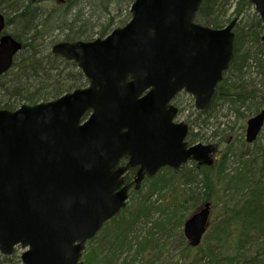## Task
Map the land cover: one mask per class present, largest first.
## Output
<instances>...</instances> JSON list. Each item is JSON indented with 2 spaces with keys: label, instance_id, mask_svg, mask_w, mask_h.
Listing matches in <instances>:
<instances>
[{
  "label": "water",
  "instance_id": "1",
  "mask_svg": "<svg viewBox=\"0 0 264 264\" xmlns=\"http://www.w3.org/2000/svg\"><path fill=\"white\" fill-rule=\"evenodd\" d=\"M262 19L264 0H249ZM203 0H135L131 20L107 37L60 42L52 52L77 64L84 88L48 102L0 109V254L22 264H82L87 244L162 170L213 166L218 146L190 145L176 122L182 92L208 109L234 59L235 19L216 29L196 22ZM0 13V80L23 45ZM264 44V34L262 36ZM264 128V110L247 121V144ZM206 203L184 224L198 248L210 226Z\"/></svg>",
  "mask_w": 264,
  "mask_h": 264
},
{
  "label": "trees",
  "instance_id": "2",
  "mask_svg": "<svg viewBox=\"0 0 264 264\" xmlns=\"http://www.w3.org/2000/svg\"><path fill=\"white\" fill-rule=\"evenodd\" d=\"M134 1L0 0V13L7 20L6 33L9 28V35L23 45L13 68L0 81V108L13 111L85 87L87 80L77 65L52 52L54 39L62 36L63 42H74L105 38L129 22ZM252 7L249 0H203L196 17L198 23L216 29L239 18L234 30V59L211 106L207 110L195 108L196 112L194 107L187 109L193 118L191 125L195 123L199 130L190 134V143L226 141L225 159L219 168L192 163L178 171L163 170L162 174L170 173L169 179L155 183L163 176L159 173L145 180L141 187L150 185L138 192L136 208L129 218L121 216L126 208L104 228L108 248L89 251L83 255L82 264H264V143L258 146L259 139L252 145L241 142L236 167L226 168L232 133L236 128L244 130L246 122L264 110V27ZM123 13L125 20L121 19ZM225 111L227 115L222 118L219 113ZM232 118L236 122L227 124ZM210 130L212 136L201 133ZM251 147L254 151L246 152ZM216 168L218 174L214 175ZM133 177L130 171L127 181ZM155 195L157 199L152 201ZM212 200L222 208L201 246H187L183 232L185 246L179 256H165L167 243L163 239L169 230L183 227L203 202ZM138 224L143 225L141 229L150 226V231L133 232ZM119 247L125 248L126 256L118 252L123 250ZM0 264H21V260L0 254Z\"/></svg>",
  "mask_w": 264,
  "mask_h": 264
},
{
  "label": "rangeland",
  "instance_id": "3",
  "mask_svg": "<svg viewBox=\"0 0 264 264\" xmlns=\"http://www.w3.org/2000/svg\"><path fill=\"white\" fill-rule=\"evenodd\" d=\"M253 9H252V12H255V9H254V7H252ZM231 13V11L229 12V14ZM125 13H123V15H122V18L121 19H123L124 17H125ZM126 19V17L124 18V20ZM244 20V17H241L240 18V21H243ZM119 22V21H118ZM128 23V22H127ZM119 27H122V26H119ZM7 32L10 34V32H11V30L8 28L7 29ZM97 37V36H96ZM55 42H54V44H53V46L55 45V44H57V43H60V42H63V37L62 36H59V37H56L55 39ZM2 79V78H1ZM1 81V80H0ZM179 103L180 104H178V106H180V108L183 110V112H181L179 115H178V118H177V120L178 121H185L186 122V120L188 121V122H191L192 121V119L193 118H191V114H190V112L189 111H187V109H191V110H195V112H196V109H195V103H194V99L190 96V95H188V94H186V93H183L181 96H180V101H179ZM194 107V108H193ZM193 108V109H192ZM0 109H2V108H0ZM219 115L222 117V118H225V116L227 115V111H225V112H221V113H219ZM225 115V116H224ZM224 120H226V119H224ZM209 123H211V124H213L212 122H213V120H210V121H208ZM227 124H231V123H235L236 121H234V118H232L230 121H228L227 120ZM232 124V125H233ZM206 127H208V126H205L204 128H206ZM203 129V128H202ZM197 131H199L198 130V127H197V125H195V123H194V125H192V133H197ZM245 131H246V128L244 129V130H240L239 128H236V132H233L232 133V137L234 138L233 139V143H232V145L230 146L231 147V149H228V151H230V153H228V159L229 160H227V165H226V168H228V169H233L234 167H236V156H238L240 153H239V148H240V146H241V142H245V135H246V133H245ZM211 132H212V130H210V131H208V132H206V131H201V133L205 136V137H207V135L209 136V135H211L212 136V134H211ZM259 144H258V146L259 145H262L263 143H264V128H263V131H262V133L260 134V136H259ZM215 141L216 142H214L215 144H217V143H220L219 144V147H218V153H217V158H216V161H215V163H214V166L213 167H215V166H218V168H219V165L222 163V161L225 159V155H226V152H227V147H226V144H227V142L225 141V142H218V139H215ZM232 141V140H231ZM202 143H204L205 144V142H202ZM254 148L255 147H251V148H249V150L247 149V151L246 152H252V151H254ZM244 151V150H243ZM224 153V154H223ZM216 170V173L214 174V175H217L218 174V170H217V168L215 169ZM213 171V170H212ZM209 174H210V172H209ZM159 175H163V176H161V177H159V178H157L156 179V181H155V183H157L160 179H169L170 177H171V175H170V173L169 172H166V171H164V173L162 174V173H160ZM158 175V176H159ZM156 177V176H155ZM154 177V178H155ZM147 180H152V179H147ZM146 180V181H147ZM146 181H145V183H146ZM145 185V184H144ZM144 185H143V187H140L138 190H135L134 188L131 190V197H130V199H129V202H128V206H127V211H126V213H124L123 215H121L122 217H124L126 220L129 218V214L131 215L132 214V212H134V209L136 208V205H137V195H138V192H142L143 190H145V188L147 187H149V185H150V183H147V185L144 187ZM142 186V185H141ZM142 188V189H141ZM141 189V190H140ZM140 190V191H139ZM157 199V196L155 195L154 197H153V199H152V201H155ZM214 200H216V199H214ZM221 200V199H220ZM216 201H218V200H216ZM219 202H221V201H219ZM206 203H211L212 204V212H211V223L215 220V219H217L218 217H219V212L221 211V208H222V205L221 204H216V203H214V201L212 200L211 202H209V201H205V202H203L202 203V205L201 206H199L196 210H195V212L197 211V210H199L201 207H203V205L204 204H206ZM195 212H193V214L195 213ZM157 217V216H156ZM187 218H189V216L187 217ZM186 218V219H187ZM186 221V220H185ZM185 223V222H184ZM141 228H143V225L142 224H138V225H136V226H134L133 227V232H135V233H137V234H144L145 232H147V231H150V226H146V229H141ZM183 229H184V226L183 227H181V228H173V229H171V230H169V233H168V235L167 236H165L164 237V239H163V241H165L166 243H167V245H166V247H165V249H164V253H166L165 254V256H168V255H174V256H176V254L179 252H181V250H182V248H183V246H185L184 245V241L182 240V238H181V235L183 234ZM139 232V233H138ZM104 235H106V233H104V231L103 232H101L100 234H99V236L94 240V241H98L99 243H100V245L98 244V243H95L94 244V241H92V242H90V243H88L87 244V247H86V250H85V252H84V254L83 255H85L86 253H88L89 251H91V250H95V249H100V248H108V246H107V243H108V240H107V238H104ZM103 240V241H102ZM106 240V241H105ZM186 243V242H185ZM93 244L96 246V247H94L93 248ZM98 244V245H97ZM187 246H188V243H187ZM120 249H123V250H121V251H119V249H118V252H121L122 253V255L123 256H126L127 255V253H126V250H125V248H121V247H119ZM24 251L21 249V248H18L17 249V251H16V254H15V256H16V258L17 259H19L20 260V256H21V254L23 253ZM126 253V254H125ZM179 253H178V256H179ZM131 255H132V253H131ZM144 256V255H143ZM146 259H147V256H144ZM83 259V258H82ZM84 260V259H83Z\"/></svg>",
  "mask_w": 264,
  "mask_h": 264
},
{
  "label": "flooded vegetation",
  "instance_id": "4",
  "mask_svg": "<svg viewBox=\"0 0 264 264\" xmlns=\"http://www.w3.org/2000/svg\"><path fill=\"white\" fill-rule=\"evenodd\" d=\"M183 94V93H182ZM182 94H180L174 101H173V104H174V106H176V107H178V109H179V114L181 113V112H183V110L180 108V106H178V104H180L179 103V101H180V96L182 95ZM176 122H181V121H178V120H176ZM182 122H184V123H187L189 126H190V134L192 133V125H191V123L190 122H188L187 120H186V122L185 121H182ZM189 134V135H190ZM193 163V162H192ZM198 165V164H197ZM201 166H203V165H201ZM130 172V171H129ZM128 172V173H129ZM134 172V177L133 178H135V176H136V171H133ZM127 173V174H128ZM126 178H127V175H126ZM133 181V180H132ZM132 181H130V182H127L129 185H130V190H132L133 189V187L131 186V183H132ZM135 183L133 182V186H135L134 185ZM135 190H138L139 188H134Z\"/></svg>",
  "mask_w": 264,
  "mask_h": 264
}]
</instances>
